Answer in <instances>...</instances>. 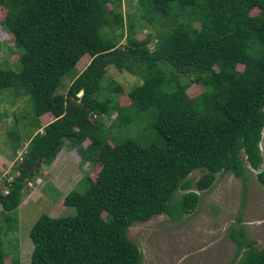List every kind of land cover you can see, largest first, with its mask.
I'll return each instance as SVG.
<instances>
[{
    "label": "trees",
    "instance_id": "1",
    "mask_svg": "<svg viewBox=\"0 0 264 264\" xmlns=\"http://www.w3.org/2000/svg\"><path fill=\"white\" fill-rule=\"evenodd\" d=\"M136 1L139 18L154 31L152 49L149 39L134 37L127 16L115 11L120 0H0L2 25L17 58L13 67L0 65V91L12 98L28 96L29 81L22 72L30 71L33 88L52 96L81 54L90 59L66 89V97L75 102L72 112L31 133L14 166L17 175L6 184L5 194L0 191L5 222L0 234L13 225L24 187L41 165L54 161L66 139L88 141L77 152L80 160L92 163L108 146L100 117L114 116L109 128L145 123L139 138L110 141L109 159L95 178L83 177L79 189L64 196L62 204L73 208V215L35 220L28 231L32 250L26 264H141V254L126 234L133 224L160 215L179 223L195 211L196 192L210 188L217 175L244 180L249 169L264 186L259 171L264 0ZM108 66L141 80L127 92L125 106L101 88ZM191 84L202 89L194 98L186 94ZM31 129L39 130L35 117L23 122L21 132L6 133L14 153L22 132ZM194 171L200 176L193 182L189 175ZM228 236L236 248L235 264H264V247L254 248L241 228L230 229ZM4 256L0 240V264ZM9 264H19L16 255Z\"/></svg>",
    "mask_w": 264,
    "mask_h": 264
},
{
    "label": "rangeland",
    "instance_id": "2",
    "mask_svg": "<svg viewBox=\"0 0 264 264\" xmlns=\"http://www.w3.org/2000/svg\"><path fill=\"white\" fill-rule=\"evenodd\" d=\"M104 8L109 10L110 4L105 5ZM115 11L121 13L124 19L127 16L134 24V37L137 40L149 39L148 48L152 49L155 41L152 37L154 31L139 18L137 1L120 0V6ZM256 12L255 9H250L251 15ZM4 14L5 10L0 7V65L7 64L13 67L17 64V58L13 39L2 25ZM104 20L109 21L110 18ZM124 26L125 23H123L122 39L118 43L120 47L124 45L126 34ZM72 45L71 41L67 42L68 47ZM81 55L71 74L62 79L52 96L33 88L34 76L30 71L22 72L29 81L28 96L12 98L7 90L0 91V191L2 194H5L6 184L17 175L14 166L20 160L31 133L40 132L44 125L72 112L75 102L66 97V89L90 60L86 54ZM163 68L168 76V68L166 66ZM235 68L240 71L242 66L238 64ZM180 80L187 81L185 77H180ZM140 83L138 76L123 71L118 72L112 66H108L101 81V88L105 91V96L115 100L120 106H125L128 104L127 92ZM108 86L110 88L106 92ZM201 92V87L195 84L189 85L186 89L189 98H194ZM79 95L80 93L76 94V97ZM102 95L101 91L99 96ZM58 108L62 109L60 114ZM20 116H22L21 120ZM33 117L37 119L39 130L31 129L27 135L22 132L20 148L14 153L6 133L11 129L21 132L23 122H28ZM113 118L114 116L99 118L102 132L108 133L106 140L108 146L93 158L92 163L80 160L77 152V148H85L88 141L79 143L66 139L54 161L49 166H40L39 172L21 193L19 204L11 216V220H15L11 223L13 225L0 234L2 251L5 254L1 264H9L13 255L17 256L19 264L28 263L32 250L28 231L35 220L40 215L51 218L73 215L74 209L62 204L64 196L71 191H77L83 177L87 176L92 180L95 178L99 169L109 159L107 149L111 146L110 141L139 138L142 129L145 128L143 121H138L128 128H109ZM259 151L262 159L259 171L264 172V126ZM256 173L248 169L244 180L234 178L231 174L217 175L210 188L204 192H196L199 202L195 211L185 216L179 223L170 222L160 215L151 217L145 223L130 226L126 232L127 238L137 246L141 254V264H235L233 256L236 248L228 236L230 229L236 232L241 228L247 242H252L256 249L263 248L264 186L257 181ZM199 176L200 173L194 171L189 175V179L194 182ZM179 194L180 192L176 193ZM0 225H5L1 217Z\"/></svg>",
    "mask_w": 264,
    "mask_h": 264
}]
</instances>
